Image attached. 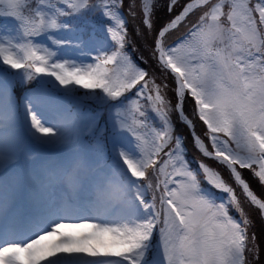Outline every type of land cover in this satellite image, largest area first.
<instances>
[{
	"label": "snow or ice",
	"instance_id": "1",
	"mask_svg": "<svg viewBox=\"0 0 264 264\" xmlns=\"http://www.w3.org/2000/svg\"><path fill=\"white\" fill-rule=\"evenodd\" d=\"M0 264H264V0H0Z\"/></svg>",
	"mask_w": 264,
	"mask_h": 264
},
{
	"label": "trees",
	"instance_id": "2",
	"mask_svg": "<svg viewBox=\"0 0 264 264\" xmlns=\"http://www.w3.org/2000/svg\"><path fill=\"white\" fill-rule=\"evenodd\" d=\"M253 187H254V190L257 191L258 194L261 193L262 190L259 188L258 185L254 184ZM259 227H260V224L258 223L257 228L259 229Z\"/></svg>",
	"mask_w": 264,
	"mask_h": 264
}]
</instances>
